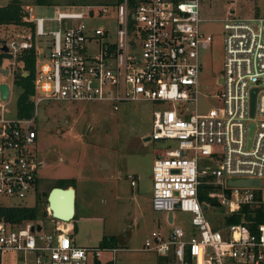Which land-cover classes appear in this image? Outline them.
I'll list each match as a JSON object with an SVG mask.
<instances>
[{"label": "built area", "instance_id": "obj_1", "mask_svg": "<svg viewBox=\"0 0 264 264\" xmlns=\"http://www.w3.org/2000/svg\"><path fill=\"white\" fill-rule=\"evenodd\" d=\"M199 7L200 0H121L80 12L57 11L54 19L33 17L25 7L24 20L34 31L21 29L19 37L0 41V53L8 56L0 68L18 66L24 50L35 51V116L10 120L0 114V206H24L13 202L41 192L34 124L41 103L107 102L117 110L122 103L148 102L154 109L146 141L172 142L153 161L151 206L168 214L172 229L166 237L151 232L139 250L165 264H264V225L256 234L244 224L215 229L205 211L216 207L199 200L205 184L213 187L207 198L226 215L243 205L264 209V18L224 19L222 105L199 114L200 54L212 41L201 30ZM50 22L58 28L46 32ZM45 36H51L48 55L38 63L36 43ZM127 177L135 186L133 176ZM229 180L260 185L230 187ZM175 210L190 214L192 231L174 225ZM70 236L63 221L46 230L39 222L12 225L0 219V254H31L36 264H116L120 247H82Z\"/></svg>", "mask_w": 264, "mask_h": 264}, {"label": "rangeland", "instance_id": "obj_2", "mask_svg": "<svg viewBox=\"0 0 264 264\" xmlns=\"http://www.w3.org/2000/svg\"><path fill=\"white\" fill-rule=\"evenodd\" d=\"M9 0H0V6ZM24 8H31L33 17L54 19L56 12H80L87 6H113L116 0H49L50 5L38 6L35 0H21ZM201 30L212 41L200 54L202 72L196 110L205 114L221 107L224 43L223 22L228 17L264 18V0H200ZM57 23H46L48 31L57 30ZM23 34L19 28L0 26V41ZM51 36L38 39L37 62L48 55ZM18 66L4 64L9 74L0 73V83L10 87V94L0 110L5 119L16 117L17 90L12 84L13 72ZM148 102H126L114 110L107 102H43L36 110V155L41 166L36 174L40 195L31 194L25 201L13 203L36 207L37 221L50 230L56 220L48 214L47 200L50 190L59 180H74L76 214L68 223L77 244L96 247L103 237L115 236L122 241L116 253V264H158L153 253L142 252L144 239L151 232L167 236L172 229L169 216L156 212L151 206L152 165L156 154L172 144L149 142L152 112ZM194 112V107H190ZM205 161V160H203ZM202 161V162H203ZM128 175L135 178L130 185ZM264 187V182H263ZM5 201V204H10ZM213 227H220L224 210L209 207L205 211ZM174 225L192 231L189 213L175 210ZM108 254L103 253L106 260ZM0 264H36L31 254L6 252L0 254Z\"/></svg>", "mask_w": 264, "mask_h": 264}, {"label": "trees", "instance_id": "obj_3", "mask_svg": "<svg viewBox=\"0 0 264 264\" xmlns=\"http://www.w3.org/2000/svg\"><path fill=\"white\" fill-rule=\"evenodd\" d=\"M121 0H116L119 3ZM137 0H130L135 3ZM38 6L50 5L49 0H35ZM27 17V12L21 0H9L5 5L0 6V26H12L15 28L34 31L32 23L24 20ZM8 56L0 53V66L2 61ZM35 60L36 55L33 49L24 50L18 58L19 67L13 72L12 84L17 90V97L15 101L16 117L19 120L32 119L35 116L34 102L31 100L34 95V78H35ZM26 74V75H24ZM205 181V178H201ZM39 183V181H38ZM74 186V180H59L52 188L67 189ZM213 190L212 186L202 184L199 187V200L201 202H208L212 206L223 210L218 202L214 199H208L207 192ZM38 194L37 196H39ZM260 199V194L256 195V200ZM75 217V216H74ZM0 219L12 224L19 225L25 222H37L40 219L39 211L36 207L17 206V207H3L0 206ZM244 224L249 229L250 233L256 234L258 227L264 225V209L262 205H243L235 213L225 215L223 217L220 227L215 229L225 228L230 225ZM107 245L116 246L114 238H103L99 247Z\"/></svg>", "mask_w": 264, "mask_h": 264}, {"label": "water", "instance_id": "obj_4", "mask_svg": "<svg viewBox=\"0 0 264 264\" xmlns=\"http://www.w3.org/2000/svg\"><path fill=\"white\" fill-rule=\"evenodd\" d=\"M6 52V48H3ZM2 75H8L9 71L4 68H0ZM26 75V74H24ZM10 94V87L6 83H0V100L5 102ZM254 112V94L252 95L250 114L253 116ZM253 124L249 127V138L253 131ZM228 186L230 187H245V188H257L260 185L258 180H229ZM76 192L72 187L67 189L52 188L47 200V212L54 220L58 221H72L76 214ZM40 227H37V231Z\"/></svg>", "mask_w": 264, "mask_h": 264}, {"label": "crops", "instance_id": "obj_5", "mask_svg": "<svg viewBox=\"0 0 264 264\" xmlns=\"http://www.w3.org/2000/svg\"><path fill=\"white\" fill-rule=\"evenodd\" d=\"M133 178H134V177H133ZM134 180H135V178H134ZM135 183H136V181H135ZM132 187H134V186H132ZM69 228H70V227H69ZM45 229H46V228H45ZM46 230H48V229H46ZM70 230H71V236H70V237H71L72 241H73L76 245H78V246H82V247H88V246H83V245H79V244H77L76 239H75L74 232H73V230H72L71 228H70ZM103 238H114L117 247H120L121 244H123L122 241H120L119 238H117V237H115V236H108V237H103ZM103 238L99 241V243H98L97 246H99V244H100V242H102ZM156 257H157V256H156ZM157 258H158V257H157ZM158 260H159V263H158V264H165V262H164L163 259L158 258Z\"/></svg>", "mask_w": 264, "mask_h": 264}, {"label": "bare ground", "instance_id": "obj_6", "mask_svg": "<svg viewBox=\"0 0 264 264\" xmlns=\"http://www.w3.org/2000/svg\"><path fill=\"white\" fill-rule=\"evenodd\" d=\"M63 222H64V223H67V224H68V223L70 222V220H67V221H63Z\"/></svg>", "mask_w": 264, "mask_h": 264}]
</instances>
